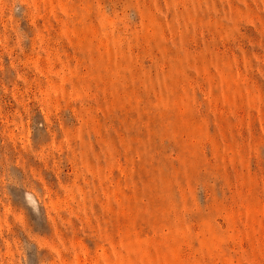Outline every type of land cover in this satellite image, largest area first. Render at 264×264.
I'll use <instances>...</instances> for the list:
<instances>
[{"label": "rangeland", "instance_id": "rangeland-1", "mask_svg": "<svg viewBox=\"0 0 264 264\" xmlns=\"http://www.w3.org/2000/svg\"><path fill=\"white\" fill-rule=\"evenodd\" d=\"M0 264H264V0H0Z\"/></svg>", "mask_w": 264, "mask_h": 264}]
</instances>
